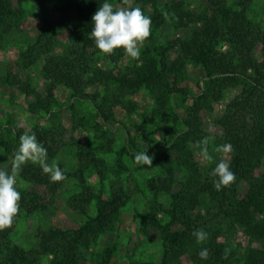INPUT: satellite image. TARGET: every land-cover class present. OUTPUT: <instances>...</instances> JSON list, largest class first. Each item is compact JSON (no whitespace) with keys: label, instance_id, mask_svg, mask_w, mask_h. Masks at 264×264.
I'll return each mask as SVG.
<instances>
[{"label":"trees","instance_id":"1","mask_svg":"<svg viewBox=\"0 0 264 264\" xmlns=\"http://www.w3.org/2000/svg\"><path fill=\"white\" fill-rule=\"evenodd\" d=\"M161 1H133L151 18V34L145 40L140 59L121 68L126 58L124 50L118 48L103 54L90 37L91 18L106 0H0V47L9 43L26 45L16 65L0 61V88L24 95L33 114L45 113L54 119L58 89L64 87L70 91V100L91 103L93 117L105 124L116 122V107L134 114L137 104L132 98L146 91L164 120L159 132L163 153L153 161V166H160L162 172L148 181L153 199L142 219L143 230H157L162 241V257L155 264H264V27L249 17L254 0H207L200 11L187 8L184 0ZM107 2L125 6L123 0ZM28 3L42 14L36 17L41 26L35 35L21 30L28 11L24 5ZM168 21L176 28L189 24L195 28L188 37L151 46L149 43ZM65 33L66 43L61 47L60 37ZM103 60L109 66H99ZM40 62L44 93L18 72V67L29 69ZM191 64L203 71L196 81L197 93L183 86L188 80L194 82L188 73ZM238 86L240 93L207 130L205 119L214 111V105L224 100L229 89ZM174 96L192 98L185 117L175 110L166 113ZM70 109L77 118L75 105ZM145 121L149 118L145 117ZM59 123L51 128L36 125L28 132L35 133L47 149L49 164L64 146L65 129ZM24 132V128L10 132L12 140L0 139V146L13 154ZM204 137L210 138L208 145L233 146L225 159L236 179L221 191L214 188L210 175L217 164L205 168L198 158L201 149L196 144ZM102 138L105 141L98 145L78 144L75 171L58 165L66 176L62 181L51 182L39 165L23 166L17 177L19 184L15 185L21 193L19 213L11 227L0 230V264H43L45 259L48 264H81L99 239L113 232L121 211L131 199L121 178L126 170L122 157L130 152L124 146L118 152L117 167L109 169L103 155L114 151L115 139L111 130ZM131 141L135 142L133 138ZM147 143V154L152 156L153 146ZM91 169L104 186L109 176H117L109 181L108 191L103 186L96 192L89 185ZM26 183L37 188L28 189ZM72 190L76 192L67 199L66 207L68 213L77 212L82 217L78 228L50 226L39 232L36 246L30 249L13 239L24 217L49 213L58 197ZM162 194L169 197V203L160 200ZM94 201L97 209L92 216L88 206ZM222 223L233 229L241 227L261 247L252 248L245 259L237 257L221 241ZM197 229L208 234L203 243H197L192 235ZM204 248L209 251L206 260L198 255ZM116 250L112 242L100 251L98 264H110Z\"/></svg>","mask_w":264,"mask_h":264},{"label":"rangeland","instance_id":"2","mask_svg":"<svg viewBox=\"0 0 264 264\" xmlns=\"http://www.w3.org/2000/svg\"><path fill=\"white\" fill-rule=\"evenodd\" d=\"M133 1L134 0H130L129 7H137ZM162 1L166 2V0ZM184 2L187 8L189 7V9L194 11L202 10L207 4V0H184ZM24 6L28 11L26 12L27 17L21 24V30L28 32L29 35L30 33L35 35L38 30L37 28L41 26V21L38 19L40 15L42 16L41 11L35 8L32 3H28ZM113 6L115 8L123 7L122 4L114 2ZM249 17L264 27V0H254ZM169 21L163 29L160 30L154 41L149 43L151 46L155 44H165L178 37H188L195 28L193 24H189L186 28H176ZM66 38V33L60 37L61 47L66 43ZM146 44V41H144V43L140 45L141 55ZM24 50H26V45H18L16 43H9L5 47H0V61L16 65L17 62H20V56ZM132 62L134 63L135 59L126 56L125 61L121 63L120 67L124 68L127 63ZM42 65L43 63L40 62L29 69L18 67L21 78L24 80L30 79L33 86L40 93H44L46 87L42 75ZM99 66L107 67L109 65L106 60H103V62H99ZM188 73L194 82L188 80L183 83V86H188L192 92H199V89L196 87V81L201 77L203 73L202 69L191 64L188 67ZM98 88H100L99 90L102 89L99 86ZM240 91L241 86L229 89L224 100L214 105V111L205 119V127L207 130L211 127L215 117L222 113L225 106L233 100ZM70 96V91L66 88L61 87L58 89V104L54 106V113L56 114L54 120L51 115L49 116L45 113L33 114L30 112L29 104L24 95L16 91H9L6 87L0 88V139L10 141L14 137L10 132L16 133L20 128H24L26 132H30L36 125L51 128L54 123L57 125L60 121L65 129L64 146L58 151V155L55 157L54 162L57 165L64 164V167L69 171H75L78 167V144L87 142L98 145L105 141V139L102 138L104 133L107 132L109 134L111 130L115 139V143L112 146L114 151L105 153L103 157L107 162L108 168L113 170V168L117 167L119 158L118 152L121 151L124 146H127L130 153H124L122 157L126 170L122 172L121 178L131 194V199L121 211L113 232L100 238L97 244L89 251L86 260L81 262V264H98L100 251L105 249L112 242L115 243L117 250L110 264L159 263L162 257V241L159 232L155 229H148L147 232H145L143 230L142 219L143 214L149 210L153 199L148 188V181L152 178H157L162 170L160 166L148 167L146 165H137L134 162V153L149 152L147 141L153 146V154L151 156L153 161L158 159L163 153L161 147L162 134L159 132L160 125L164 120L157 114L156 109L158 105L146 91L142 90L132 98L137 104L134 114H127L122 107H116V122L105 124L101 119H95L93 117V106L91 103L70 100ZM192 102V98L184 99L179 96H174L173 99H170L166 107V113L168 112L169 114L175 110L182 117H185L187 109ZM72 104L75 105V110H77V118L73 117V113L71 112L70 106ZM58 117H60V120ZM145 117L149 118V121H145ZM88 119H90V121H88ZM59 124L57 126H59ZM169 124L171 123L169 122ZM131 138H133L135 142H132ZM18 146L19 139L15 144V148L17 149ZM216 147L217 145L214 143L208 145V152L212 157L211 160L204 159L200 155L201 150L198 151V158L203 167L208 168L211 165L218 164L221 159H225L224 154L215 151ZM13 158L14 152L13 154H9L3 146H0V168L10 167V161ZM27 164L33 163L28 162ZM116 178L117 176L112 174V176H109L104 186V184L101 185L100 178L95 170H89L87 177L89 185L96 192L102 189L103 186L104 189L108 191L110 188L109 181L115 180ZM16 184H19V180H17ZM25 186L31 190L37 188L28 183H26ZM74 192L76 191L72 190L60 195L56 206L52 208L49 213H38L29 217H24L13 233V239L22 247L30 249L36 246L39 232L48 229L50 226L61 229L78 228L81 224L82 217L77 212L68 213L69 210L67 211L66 207L67 199L70 198ZM160 200L164 203L170 202L169 197L164 194L160 196ZM96 209V202L94 201L88 206V213L93 216ZM220 229L222 232L221 241L228 245L229 249L241 259H245L252 248L261 247L259 243L250 239L241 227H235V229H233L227 223H222ZM48 263L49 261L47 259L43 261V264Z\"/></svg>","mask_w":264,"mask_h":264},{"label":"clouds","instance_id":"3","mask_svg":"<svg viewBox=\"0 0 264 264\" xmlns=\"http://www.w3.org/2000/svg\"><path fill=\"white\" fill-rule=\"evenodd\" d=\"M129 3L130 0H123L125 6L114 8L113 4L106 0L91 18L93 28L90 37L103 54H111L115 49L122 48L126 56L138 60L141 55L140 45L151 34L152 21L150 17L144 15L140 7H129ZM209 139L204 137L196 144L201 149L200 155L206 160L212 159L208 152ZM215 151L226 157L233 151V146L219 145ZM47 157V149L38 142L35 133L24 132L19 136V146L10 161V170L0 168V230L11 227L14 217L19 213L21 193L15 185L24 165L28 162L39 164L51 182L66 179L61 168L55 162L49 164ZM134 162L137 165L153 166V158L147 152L134 153ZM210 175L217 191L230 186L236 179L226 159H221ZM192 235L197 243H203L208 238L204 229L194 230ZM198 255L202 260H206L209 258V251L206 248L201 249Z\"/></svg>","mask_w":264,"mask_h":264}]
</instances>
